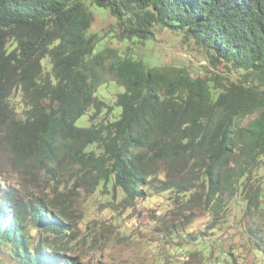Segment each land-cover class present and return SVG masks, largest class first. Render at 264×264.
<instances>
[{
	"label": "trees",
	"instance_id": "obj_1",
	"mask_svg": "<svg viewBox=\"0 0 264 264\" xmlns=\"http://www.w3.org/2000/svg\"><path fill=\"white\" fill-rule=\"evenodd\" d=\"M94 7L115 30L91 33ZM159 29L205 64L162 60ZM106 69L125 89L116 106L97 95ZM0 144L44 191L0 184L13 261L85 264L68 239L83 185L120 204L170 192L191 212L241 211L240 250L217 248L212 264L264 259V0H0Z\"/></svg>",
	"mask_w": 264,
	"mask_h": 264
},
{
	"label": "rangeland",
	"instance_id": "obj_2",
	"mask_svg": "<svg viewBox=\"0 0 264 264\" xmlns=\"http://www.w3.org/2000/svg\"><path fill=\"white\" fill-rule=\"evenodd\" d=\"M92 12L95 21L91 33L115 30L116 20L107 9L94 7ZM157 36V44L164 45L159 49L163 52L160 53L162 60L179 62L181 57H187L197 61L199 66L205 64V61L194 58L190 54L193 51L185 47L181 37L173 32L159 29ZM150 47L152 45L139 48V51L150 54ZM168 51L171 53L167 54ZM102 75L108 83L100 86L97 95L109 105L116 106L117 95L125 89L116 83L107 69ZM116 109L120 111L118 107ZM77 125L88 127L89 116L82 117ZM41 176L40 172L33 175L26 167H16L13 156L0 144L2 187L19 185L25 193L43 194L41 187L36 185L38 180L34 182L39 179L42 184ZM105 192V195L98 191L90 193L83 185L69 198L76 227L68 238L71 241L70 254L80 257L85 264H212V260L221 258L220 255H210L215 249L220 248L218 253L228 249L239 251L244 242L243 235L236 228L243 216L241 211L233 210L227 215L230 218L225 219L219 215H206L199 209L198 202L192 204L196 207L195 212L185 207L180 209V203L170 200V192L150 193L145 200L135 204H120L113 199L110 189ZM48 197L51 198L50 194ZM119 199H122L120 195ZM222 223H225L224 227ZM207 244L215 246L203 249ZM8 252L9 249L0 245V264H20L13 261ZM242 252L238 257L240 263L264 264V259L260 260L255 253L243 255Z\"/></svg>",
	"mask_w": 264,
	"mask_h": 264
}]
</instances>
